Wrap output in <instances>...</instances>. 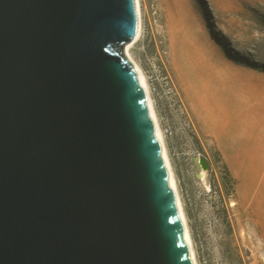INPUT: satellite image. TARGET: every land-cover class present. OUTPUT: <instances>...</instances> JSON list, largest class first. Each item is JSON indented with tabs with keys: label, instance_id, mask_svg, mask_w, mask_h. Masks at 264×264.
I'll use <instances>...</instances> for the list:
<instances>
[{
	"label": "water",
	"instance_id": "1",
	"mask_svg": "<svg viewBox=\"0 0 264 264\" xmlns=\"http://www.w3.org/2000/svg\"><path fill=\"white\" fill-rule=\"evenodd\" d=\"M137 25L135 0H0V264H191Z\"/></svg>",
	"mask_w": 264,
	"mask_h": 264
},
{
	"label": "rangeland",
	"instance_id": "2",
	"mask_svg": "<svg viewBox=\"0 0 264 264\" xmlns=\"http://www.w3.org/2000/svg\"><path fill=\"white\" fill-rule=\"evenodd\" d=\"M140 4L142 35L131 54L150 87L198 263L264 264V161L259 199L250 205L257 191L224 184L226 163L192 110L196 96L213 115L219 106L229 111L239 106L237 98L220 91L221 77L229 83L240 78L239 90L248 82L257 86L254 90L263 89L262 77L247 73L264 74V0H140ZM173 86L203 145L180 114ZM259 95L253 92L252 103L261 105L263 113ZM256 113L262 121V113ZM199 156L208 163L207 169H200L206 172L204 181L196 176L200 170L194 159ZM243 195L249 197L247 202Z\"/></svg>",
	"mask_w": 264,
	"mask_h": 264
},
{
	"label": "crops",
	"instance_id": "3",
	"mask_svg": "<svg viewBox=\"0 0 264 264\" xmlns=\"http://www.w3.org/2000/svg\"><path fill=\"white\" fill-rule=\"evenodd\" d=\"M247 74L262 77L264 81V74ZM224 80V77L219 80L220 84L224 86L220 91H224V94L230 99L237 98L239 106L231 111L219 106L217 113L213 115L203 108L202 97L196 96L192 103L193 115L202 131L213 139L231 176L236 180L237 188L257 191L252 200L250 199V205H252L255 200L259 199L257 193H259L260 186L261 161H264V111L261 112L259 108L261 105L252 103V96L256 91L264 102V84L263 89L257 91V89H252L257 86L248 82L242 84L245 89L239 90L236 87L238 84L236 82L240 78L232 83ZM257 111L262 113V121H258ZM242 199L247 202L249 197L243 195Z\"/></svg>",
	"mask_w": 264,
	"mask_h": 264
},
{
	"label": "bare ground",
	"instance_id": "4",
	"mask_svg": "<svg viewBox=\"0 0 264 264\" xmlns=\"http://www.w3.org/2000/svg\"><path fill=\"white\" fill-rule=\"evenodd\" d=\"M135 4H136V10H137V19H138L137 31H136L134 39L130 43H127L123 46V53L136 74L139 86L141 88L144 100L147 105V109L149 111L155 137H156V140H157V143L160 149L161 157L164 163V167L166 170L168 183L171 189V193H172L173 200H174V203L177 209L179 221L182 227L183 237L186 243L190 263L199 264L197 260L196 251L194 248V243H193L191 231L189 228L188 219H187V215L185 212L183 200L181 198V194L179 191L177 177H176L174 168L171 163L165 136H164V133L161 127L159 116L157 114V111L154 105V100H153V97L150 91V87H149V84H148V81H147V78H146V75L143 69L138 64V62L133 58L131 54V49L141 39V35H142V15H141L140 0H135ZM194 162H195V165L201 169L198 163V160L195 159ZM198 175L203 181L205 180L206 172L204 170H200Z\"/></svg>",
	"mask_w": 264,
	"mask_h": 264
},
{
	"label": "built area",
	"instance_id": "5",
	"mask_svg": "<svg viewBox=\"0 0 264 264\" xmlns=\"http://www.w3.org/2000/svg\"><path fill=\"white\" fill-rule=\"evenodd\" d=\"M173 93L176 95V101L178 102V107H179V111H180V114L183 116V118L186 120V125L190 128V131H191V134L193 136H195V138L198 140V142L202 144V140L201 138L199 137L196 129L194 128L193 126V123H192V120H191V117L185 107V104L182 100V98L180 97V95L178 94L177 90L175 89V87L173 86ZM204 157V156H202ZM206 159V157H204ZM207 160V159H206ZM197 176V175H196Z\"/></svg>",
	"mask_w": 264,
	"mask_h": 264
},
{
	"label": "trees",
	"instance_id": "6",
	"mask_svg": "<svg viewBox=\"0 0 264 264\" xmlns=\"http://www.w3.org/2000/svg\"><path fill=\"white\" fill-rule=\"evenodd\" d=\"M222 174L224 184L227 185V187L231 186L232 188H234V186L236 185V180L231 176L226 165L223 166Z\"/></svg>",
	"mask_w": 264,
	"mask_h": 264
}]
</instances>
